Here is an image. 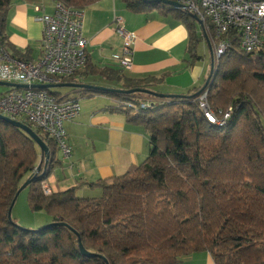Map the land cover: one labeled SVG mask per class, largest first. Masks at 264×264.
<instances>
[{"label": "trees", "instance_id": "trees-1", "mask_svg": "<svg viewBox=\"0 0 264 264\" xmlns=\"http://www.w3.org/2000/svg\"><path fill=\"white\" fill-rule=\"evenodd\" d=\"M57 1L82 11L99 0ZM121 1L133 13L157 10L184 22L191 62L203 58L199 46L205 37L188 11L159 2ZM11 6L12 0H0V47L29 60L7 40ZM229 36L232 45L214 63L208 85L184 94L148 93L153 91L150 78L126 79L123 90L141 89L130 94L91 84L72 87L90 96H111L116 104L108 109L144 127L149 154L124 174L46 195L43 184L59 163L58 147L33 128L51 148L46 167L36 141L0 117V264H180L199 251L209 252L216 264H264V50L246 53L238 35ZM90 68L88 60L85 71ZM93 72L120 79L121 71ZM74 78L62 84H85ZM48 90L58 100L67 97ZM205 91L218 119L232 108L223 124L209 121L201 109ZM28 179L30 208L52 217L38 229H25L9 216ZM84 185L98 187L101 196H79Z\"/></svg>", "mask_w": 264, "mask_h": 264}, {"label": "crops", "instance_id": "crops-1", "mask_svg": "<svg viewBox=\"0 0 264 264\" xmlns=\"http://www.w3.org/2000/svg\"><path fill=\"white\" fill-rule=\"evenodd\" d=\"M39 4H44L46 10L52 12L53 5L48 0H12L8 15L7 40L29 60H36L42 54L44 27L39 19L40 13L35 10ZM81 12L90 71L107 67L121 72L120 79H109L87 73L85 67L75 80L122 89L126 79L150 78L154 81H151V89L161 94H184L206 83L212 70V49L204 40L201 44L206 43L211 51L210 63L203 55L201 60L191 62L189 29L172 15H164L157 10L133 13L121 0H99ZM116 15L122 16L125 27L137 35L133 68L130 70H121L113 59L123 44L114 24ZM197 26L200 29L198 23ZM70 88L69 93L64 94L67 96L65 99H77L81 109L79 115L65 123L72 154L65 158L57 150L59 163L45 181L52 192L67 190L80 182H98L124 174L132 165L144 161L150 151L144 127L130 122L125 113L108 109L116 104L111 96H90ZM97 190L100 189L84 185L77 194L86 197ZM180 264L216 263L209 252L199 251L183 257Z\"/></svg>", "mask_w": 264, "mask_h": 264}, {"label": "built area", "instance_id": "built-area-1", "mask_svg": "<svg viewBox=\"0 0 264 264\" xmlns=\"http://www.w3.org/2000/svg\"><path fill=\"white\" fill-rule=\"evenodd\" d=\"M48 1L53 5L52 12H48L44 4L35 6L44 27L42 54L38 59L21 60L0 47V82L11 84L9 91L0 93V113L41 129L68 158L72 148L67 141L65 123L79 115L81 106L75 98L58 100L48 89L59 87L85 69L88 62L87 38L81 11L70 9L57 0ZM169 1L181 4L183 9L201 20L199 30L212 49L214 63L231 47L230 32L238 35L242 51L264 50V0ZM114 24L123 44L113 59L120 68L130 70L133 68L137 35L125 27L122 16L116 15ZM34 84L51 87L17 86ZM128 105L133 106L132 102ZM200 107L209 121L219 124H223L232 111L229 108L223 118L218 119L208 105L207 91L200 96ZM43 190L46 195L52 193L46 183Z\"/></svg>", "mask_w": 264, "mask_h": 264}, {"label": "rangeland", "instance_id": "rangeland-1", "mask_svg": "<svg viewBox=\"0 0 264 264\" xmlns=\"http://www.w3.org/2000/svg\"><path fill=\"white\" fill-rule=\"evenodd\" d=\"M199 53L204 56L207 62L210 63L211 51H210L209 46L206 43L201 44L199 48ZM113 85L117 86V84L115 83H113ZM10 89L11 87L0 84V93L9 91ZM54 90L59 91L64 95V94L69 93L71 88L67 86H62V87L54 88ZM28 191H29L28 188L25 187L19 192L15 200V203L13 205V208H12V214H11L12 217L17 220V223L19 226L25 229H38L42 226L50 224L52 222V217L49 214H47V212L33 211L30 208L29 203H28ZM101 194H102V191L100 189V190H97L96 192H91L87 194L86 196L87 197H92V196L97 197V196H101Z\"/></svg>", "mask_w": 264, "mask_h": 264}, {"label": "water", "instance_id": "water-1", "mask_svg": "<svg viewBox=\"0 0 264 264\" xmlns=\"http://www.w3.org/2000/svg\"><path fill=\"white\" fill-rule=\"evenodd\" d=\"M145 1H148V2H159V3H164V4H167L171 7H174V8H183L181 6V4L177 3V2H173V1H169V0H145ZM191 16L196 20V22L198 24H202L201 23V20L194 14H191ZM213 70H214V60L212 61V70H211V74L210 76L208 77L207 81H206V85H208V83L210 82V80L212 79V75H213ZM1 85H6V86H11V84L9 83H4V82H0ZM205 85V86H206ZM19 87H23V88H28V87H37V88H50L51 85H46V84H34V85H17ZM62 86H67V87H79V88H82V87H85V86H88V84H73V83H67V84H61L59 87H62ZM99 88H104V87H99ZM112 90H116V91H119V92H124L126 94H130V93H133L135 91H141V89H132V90H123V89H112ZM146 92L148 93H151L153 95H157V96H165L164 94H160V93H157V92H154V91H151V90H145ZM168 96H173V95H168ZM0 117L1 118H4L5 120L9 121L10 123H12L13 125L23 129L24 131H26L37 143V145L39 146L40 150L46 155V160H45V165L47 167L49 161H50V157H51V148L49 147V145L46 143L45 140H43V138L33 129L31 128L29 125L21 122V121H18V120H15V119H12L2 113H0ZM38 171H40L41 167L38 166ZM30 182V179H28L23 185L22 187L19 189L17 195H16V198L19 194V192L24 189L25 187H27L28 183ZM15 198V200H16ZM15 200L14 202L12 203V206L10 208V211H9V216H11L12 214V208H13V205L15 203ZM80 247H81V251L83 252V254L85 255H89V253L84 249L83 245L80 243Z\"/></svg>", "mask_w": 264, "mask_h": 264}]
</instances>
